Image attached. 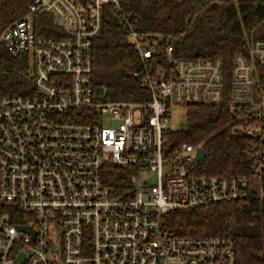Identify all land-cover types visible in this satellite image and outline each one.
<instances>
[{"label": "built area", "instance_id": "1", "mask_svg": "<svg viewBox=\"0 0 264 264\" xmlns=\"http://www.w3.org/2000/svg\"><path fill=\"white\" fill-rule=\"evenodd\" d=\"M31 2L0 33L12 59H29L32 85L28 96L0 100V200L22 213L19 225L0 219V264H236L231 239L175 236L167 216L252 197L262 202L264 36L233 59L229 83L232 133L252 138L250 172L199 176L195 158L204 148L166 152L164 134L173 109L222 103V62L177 59L167 43L160 61L156 41L131 32L126 41L142 65L135 75L150 100L103 101L92 85V45L105 7L118 8L119 0ZM117 171L126 183L115 191L107 181Z\"/></svg>", "mask_w": 264, "mask_h": 264}, {"label": "trees", "instance_id": "2", "mask_svg": "<svg viewBox=\"0 0 264 264\" xmlns=\"http://www.w3.org/2000/svg\"><path fill=\"white\" fill-rule=\"evenodd\" d=\"M31 1L0 0V33L27 13ZM102 16L99 35L92 45V85L98 99L130 103L150 100L135 75L142 65L126 41L131 32L144 42L156 41L160 61L165 43L173 48L177 59H219L225 79L224 100L215 107L187 106V124L164 134L166 152L184 144L202 146L207 155L197 175H248L247 153L252 138L232 133L229 83L233 59L247 54L250 44L264 36V0H119L118 8L107 6ZM36 32L51 36V30ZM29 74L27 56L12 59L0 46V100L30 95ZM121 174L117 171L107 181L115 191L125 187ZM21 216L14 204L0 200V219L19 225ZM167 228L184 238H229L235 244L236 264H264V206L258 198L173 212L167 216Z\"/></svg>", "mask_w": 264, "mask_h": 264}, {"label": "rangeland", "instance_id": "3", "mask_svg": "<svg viewBox=\"0 0 264 264\" xmlns=\"http://www.w3.org/2000/svg\"><path fill=\"white\" fill-rule=\"evenodd\" d=\"M170 118H169V127L172 129H180V124L182 121H184V116H185V109H173L172 111H170ZM184 118V119H183ZM145 180H147L149 185H153L156 180H155V176L153 174H150L148 172H146L145 174H143L142 176Z\"/></svg>", "mask_w": 264, "mask_h": 264}, {"label": "water", "instance_id": "4", "mask_svg": "<svg viewBox=\"0 0 264 264\" xmlns=\"http://www.w3.org/2000/svg\"><path fill=\"white\" fill-rule=\"evenodd\" d=\"M187 124V119H184V121L181 122L180 126L184 127ZM206 157V151L204 149L198 150L197 151V156L195 158L196 162H202ZM262 204L264 206V196L262 198ZM20 230H25V231H30V229L26 226L19 227Z\"/></svg>", "mask_w": 264, "mask_h": 264}]
</instances>
